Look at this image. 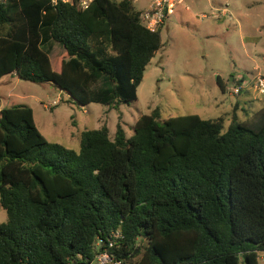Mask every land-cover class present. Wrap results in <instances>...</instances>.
<instances>
[{
  "label": "trees",
  "instance_id": "trees-1",
  "mask_svg": "<svg viewBox=\"0 0 264 264\" xmlns=\"http://www.w3.org/2000/svg\"><path fill=\"white\" fill-rule=\"evenodd\" d=\"M161 27L146 29L131 0H0V80L114 109L136 100ZM229 120L154 108L128 138L119 124L113 138L105 125L82 131L75 151L47 141L31 108L1 109L0 264H89L98 242L121 264H258L264 104Z\"/></svg>",
  "mask_w": 264,
  "mask_h": 264
},
{
  "label": "rangeland",
  "instance_id": "rangeland-1",
  "mask_svg": "<svg viewBox=\"0 0 264 264\" xmlns=\"http://www.w3.org/2000/svg\"><path fill=\"white\" fill-rule=\"evenodd\" d=\"M143 1H133L134 9L143 8ZM161 28L163 46L146 65L136 100L114 109L96 103L82 106L47 83L7 75L0 80V110L31 108L47 141L77 151L82 131L105 125L113 138L119 124L128 138L138 117L154 108L161 119L225 116L227 126L232 114L247 120L263 106L264 0H183ZM52 50L59 53L60 48L54 45ZM5 219L0 207V223ZM258 264H264V252Z\"/></svg>",
  "mask_w": 264,
  "mask_h": 264
},
{
  "label": "built area",
  "instance_id": "built-area-1",
  "mask_svg": "<svg viewBox=\"0 0 264 264\" xmlns=\"http://www.w3.org/2000/svg\"><path fill=\"white\" fill-rule=\"evenodd\" d=\"M92 0H50V3L56 5L57 3H76L81 9H86ZM183 0H149L146 8L141 12V20L144 23L146 29L154 32L160 28L169 15L172 14L176 4H179ZM233 93H238V88L233 89ZM55 103V101L53 102ZM119 233L114 235L117 239ZM108 247L112 246V241H108ZM100 247L99 251L95 255L94 259L89 264H121L119 260L112 258L107 251V247L100 246L99 242L96 244Z\"/></svg>",
  "mask_w": 264,
  "mask_h": 264
},
{
  "label": "crops",
  "instance_id": "crops-1",
  "mask_svg": "<svg viewBox=\"0 0 264 264\" xmlns=\"http://www.w3.org/2000/svg\"><path fill=\"white\" fill-rule=\"evenodd\" d=\"M133 1L135 2V0H131L132 5H133ZM147 1H149V0H145V1H143V3H144L143 5H144L145 7L143 6V8L141 7V8H138L137 10L142 12V11L146 8V6H147V4H148ZM137 3H139V1H137ZM185 9L187 10V7H186ZM169 16H170V15H169ZM169 16H168V17H169ZM167 19H168V18H167ZM167 19H166V20H167ZM166 20H165V21H166ZM11 76L16 77V76H14V75H11ZM16 78H17V77H16ZM242 78H243V77H242ZM17 79H18V78H17ZM242 83L244 84V81H243Z\"/></svg>",
  "mask_w": 264,
  "mask_h": 264
}]
</instances>
